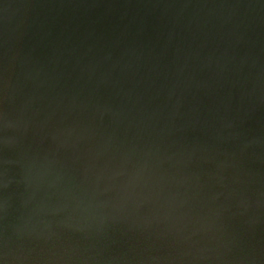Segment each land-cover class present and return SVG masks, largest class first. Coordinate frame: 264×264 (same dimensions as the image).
Segmentation results:
<instances>
[{
    "label": "water",
    "instance_id": "95a60500",
    "mask_svg": "<svg viewBox=\"0 0 264 264\" xmlns=\"http://www.w3.org/2000/svg\"><path fill=\"white\" fill-rule=\"evenodd\" d=\"M0 264H264V0H0Z\"/></svg>",
    "mask_w": 264,
    "mask_h": 264
}]
</instances>
